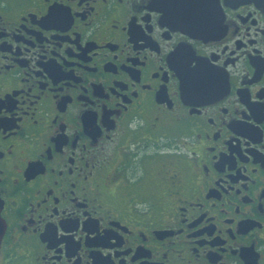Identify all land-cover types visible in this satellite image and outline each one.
Segmentation results:
<instances>
[{
    "label": "flooded vegetation",
    "instance_id": "af4514ba",
    "mask_svg": "<svg viewBox=\"0 0 264 264\" xmlns=\"http://www.w3.org/2000/svg\"><path fill=\"white\" fill-rule=\"evenodd\" d=\"M0 264H264V0H0Z\"/></svg>",
    "mask_w": 264,
    "mask_h": 264
},
{
    "label": "water",
    "instance_id": "95a60500",
    "mask_svg": "<svg viewBox=\"0 0 264 264\" xmlns=\"http://www.w3.org/2000/svg\"><path fill=\"white\" fill-rule=\"evenodd\" d=\"M3 234H4V225L2 224V218L0 216V244L2 241Z\"/></svg>",
    "mask_w": 264,
    "mask_h": 264
}]
</instances>
